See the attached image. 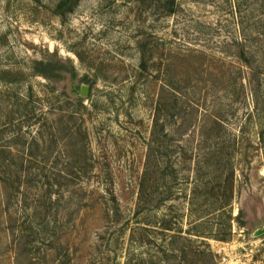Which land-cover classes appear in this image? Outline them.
<instances>
[{
    "label": "rangeland",
    "instance_id": "obj_1",
    "mask_svg": "<svg viewBox=\"0 0 264 264\" xmlns=\"http://www.w3.org/2000/svg\"><path fill=\"white\" fill-rule=\"evenodd\" d=\"M61 1L0 0V264H264V0Z\"/></svg>",
    "mask_w": 264,
    "mask_h": 264
},
{
    "label": "trees",
    "instance_id": "obj_2",
    "mask_svg": "<svg viewBox=\"0 0 264 264\" xmlns=\"http://www.w3.org/2000/svg\"><path fill=\"white\" fill-rule=\"evenodd\" d=\"M71 0H62L61 3L59 4V8H62L64 5L68 4ZM145 58H143V62H142V65H141V68L142 70H147V66H146V62H145ZM57 65H52L51 63H44L43 61H33L31 66H30V70L32 72L33 75H36V76H43L45 77L46 79H49V80H52V79H56L57 77H59L60 75L56 74L55 73V70H56V67ZM60 68V67H59ZM57 70H60V69H57ZM79 101H80V105H84L83 101L84 99H82L80 96H77V98ZM164 125L163 124H160L159 122V119L156 118V121L154 123V132H153V137L155 139V137L157 138L156 141L158 140V134H159V131L160 129H164L162 128ZM152 156V155H151ZM230 179L232 180V183L234 182L233 180V177H230ZM233 193H234V190H233V187L231 188V196H230V200H232V197H233ZM143 194H144V188L142 189L141 191V196H140V199L143 197ZM225 206L224 205H221L220 207H215L217 208L218 210H220L221 208H224ZM227 214V219H231L232 215L230 213H225ZM200 226V224H199ZM214 236L216 239H218V235H212ZM219 240H226V239H219ZM166 253V251H164ZM167 252L168 254H174L176 251L174 248L172 249H167ZM161 262H164L163 259H161Z\"/></svg>",
    "mask_w": 264,
    "mask_h": 264
},
{
    "label": "water",
    "instance_id": "obj_3",
    "mask_svg": "<svg viewBox=\"0 0 264 264\" xmlns=\"http://www.w3.org/2000/svg\"><path fill=\"white\" fill-rule=\"evenodd\" d=\"M82 94H83L84 96H87V94H88V92H87V87H83V88H82ZM261 233H264V230H258V231H257V235H259V234H261Z\"/></svg>",
    "mask_w": 264,
    "mask_h": 264
}]
</instances>
